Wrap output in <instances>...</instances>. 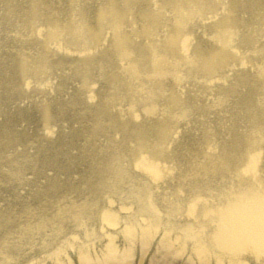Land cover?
Instances as JSON below:
<instances>
[{
    "label": "bare ground",
    "instance_id": "1",
    "mask_svg": "<svg viewBox=\"0 0 264 264\" xmlns=\"http://www.w3.org/2000/svg\"><path fill=\"white\" fill-rule=\"evenodd\" d=\"M154 237L264 264V0H0V261Z\"/></svg>",
    "mask_w": 264,
    "mask_h": 264
},
{
    "label": "rangeland",
    "instance_id": "2",
    "mask_svg": "<svg viewBox=\"0 0 264 264\" xmlns=\"http://www.w3.org/2000/svg\"><path fill=\"white\" fill-rule=\"evenodd\" d=\"M154 241H155V237L153 241L150 243L149 247H147L146 249L145 248L143 249L138 243L132 245L134 247V253H132L131 257L128 260L124 261V263L125 264H150L149 263L150 258L153 256L154 253H156V250L158 249L157 246L154 244ZM178 242H180V240ZM188 244H189V241H187L186 244H184L185 245L184 249L186 250L188 249L186 246ZM144 252L145 254L143 255ZM45 255H48V253H45ZM182 255H184V253L178 254L177 257H180ZM179 259L182 260V257ZM0 264H9V263L0 261Z\"/></svg>",
    "mask_w": 264,
    "mask_h": 264
}]
</instances>
